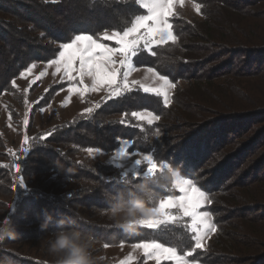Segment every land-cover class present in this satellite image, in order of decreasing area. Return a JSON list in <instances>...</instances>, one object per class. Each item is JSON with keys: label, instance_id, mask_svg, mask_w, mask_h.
<instances>
[{"label": "trees", "instance_id": "trees-1", "mask_svg": "<svg viewBox=\"0 0 264 264\" xmlns=\"http://www.w3.org/2000/svg\"><path fill=\"white\" fill-rule=\"evenodd\" d=\"M190 1L199 5L200 18L173 17L174 44L154 47L155 54L142 49L133 57L136 68L152 67L177 87L169 106L136 86L119 96L107 90L89 113L35 135L25 157L18 152L5 157L0 164V196L13 205L0 201V222L8 220L16 237L0 242V264H46L50 257L45 243L43 254L34 247L62 218L68 227L95 238V257L104 247L151 240L177 247L178 254L194 248L185 217L129 234L99 214L107 207L104 190L114 193L125 179L138 182L144 177L124 178L111 165L77 158L89 149L113 153L121 141L129 143L128 153L151 155L159 168L155 175L171 167L211 201L205 210L215 234L189 261L264 264V153L247 163L242 160L264 130L254 132L245 149L238 138L249 120L264 118V99L254 94L252 102L241 94L249 92L244 82L257 79L255 74L262 76L260 70L250 73L248 64L264 58V0ZM139 14L144 12L136 0H0V96L13 90L12 82L29 66L56 58L60 44L71 42L74 35L99 39L105 30L130 27ZM251 18L256 25L250 24ZM240 58L242 64L235 69ZM180 83L185 87H178ZM59 90L49 87L42 106L47 107ZM143 111L159 119L146 124L131 115ZM161 165L167 168L160 170ZM229 166L232 172L225 177L223 170ZM92 182L98 187L89 192ZM156 191L160 199L177 196L172 184ZM46 217L51 220L41 231Z\"/></svg>", "mask_w": 264, "mask_h": 264}, {"label": "snow or ice", "instance_id": "snow-or-ice-1", "mask_svg": "<svg viewBox=\"0 0 264 264\" xmlns=\"http://www.w3.org/2000/svg\"><path fill=\"white\" fill-rule=\"evenodd\" d=\"M58 2V0H52ZM95 2V0H93ZM138 6L145 10V14L135 16L131 26L125 30H105L99 39L92 34L82 33L74 35L71 42L60 44L58 58L50 61L49 66H55L56 72L63 71L64 77L68 80L79 78L81 84L84 78L91 79V91H99L101 88L110 90V95L119 96L123 91L130 90L128 77L135 70L133 57L138 52L146 49L155 54L154 47L165 45L168 42L175 43L176 36L173 33V24L169 18L173 16L174 0H136ZM199 12V5H196ZM104 41H113L114 46H109ZM27 71L30 73L32 68ZM151 77L159 84L154 88H148L141 85L145 92H154L157 96H162L165 106L168 105V90L174 87V84L164 75L158 73L152 67L147 68ZM21 77L25 75L20 73ZM44 73H41L43 76ZM55 75V73H54ZM119 78V79H118ZM137 82L132 81L135 85ZM69 91H72L70 88ZM83 91H89L85 88ZM90 112L91 109H88ZM131 115L136 119H141L142 115L138 112H132ZM151 123L158 120V115L148 114ZM91 152V149H89ZM121 157L141 155L142 158L134 160V167L147 165V171L138 173L133 171V176L142 175L147 177L155 174L158 165L149 155L139 153H126L123 149L119 153ZM161 170L167 168V165L159 166ZM124 178L128 177V172L122 173ZM125 181H128L125 179ZM173 187L182 194L179 197L167 196L159 200L156 206V217L150 221L142 222L143 227L156 229L160 225L170 224L179 221L183 217L190 218L188 227L193 233L191 239L194 241V248L190 251H184L178 254L177 247L166 246L163 243L151 240L133 245L134 249H140L147 260H154L155 264H161V261H170L173 264H193L189 257L193 256L196 249L203 248V242L209 233L215 232L216 227L212 223V217L208 210L200 211L203 205L211 203L206 193L194 185L190 179L179 178L173 183ZM171 209H177L173 214ZM130 256L122 264H130Z\"/></svg>", "mask_w": 264, "mask_h": 264}, {"label": "rangeland", "instance_id": "rangeland-1", "mask_svg": "<svg viewBox=\"0 0 264 264\" xmlns=\"http://www.w3.org/2000/svg\"><path fill=\"white\" fill-rule=\"evenodd\" d=\"M196 5L197 4L191 2L190 0H174L173 16L169 18V21L175 16L182 17L187 20L199 19L200 14L199 12H197ZM140 8L145 14V10L142 7ZM262 17H264V13L260 15V18ZM249 22L250 24L256 25L255 21H252V18ZM250 36L252 38V33ZM104 42L107 43L109 46H114L113 41ZM144 50L147 53H150L148 50ZM56 58H58V55ZM240 63L241 58L235 61V65L233 67H235L236 69L240 65ZM49 65L50 62L44 64H33L29 66L32 68V71L29 73L27 71V69L29 68L28 67L24 71L25 75L23 77L19 75L18 78H16L12 82L11 85L13 90L11 92H6L2 96H0V164L6 161L5 157L7 155H12L16 152L21 153L22 157H25L31 139L35 135L39 133H45L46 131L56 127L60 122L64 120H71L75 116L89 113L88 109L93 110L97 100L102 98L104 93L107 91L106 88H101L99 91H91L90 89L92 86V82L90 78L85 77L83 84H81L79 78L75 80H68L66 77H64L62 69L60 72H56L55 66ZM248 66H250V73L254 74L256 71L260 70L262 76L258 78V74H255V77L257 79L252 80V78H250L246 82H244V87L249 92H246V94H241H243L244 96L247 95L248 99L252 102L254 101L252 99V96L254 94L256 95L257 99H264V58L262 60H256L253 64L251 62L248 64ZM42 72L44 73L43 76H41ZM132 81H136L137 83L133 85ZM128 83L129 86L132 85L138 87L140 91L146 95L159 97L162 101L163 106H165L162 96H157L154 92H145L143 87H141V85H143L148 88H154L159 84V82L155 81L147 72V68L135 67V70L132 71L128 77ZM51 86H58L61 90H59L55 94V96L47 107H43L42 96L47 92L48 88ZM180 86L185 87L181 83L178 87ZM70 88L72 89V91H69ZM85 88L89 89V91H83V89ZM175 88L177 87L174 86L173 88L168 90L170 102L167 106L171 104V96ZM139 113L142 115V118L137 119L138 121L144 122L146 124H152L155 121L153 120L151 123L148 122V120L150 119L148 115L149 112L143 111ZM262 120L263 121L249 120L250 122H248V127L244 129V131L242 132L243 134H240L238 136V138L241 140L240 143H242L241 146L243 149H245L247 145H250L254 140L256 136V133L254 132H257L258 130L259 132L261 130H264V118ZM242 125L243 123H240V126ZM234 141L238 140L234 139ZM128 148L129 143L126 141H121L118 149L113 153H103L97 150H91V152H89V150H85L79 154L77 159L79 161L92 160L100 164L111 165L115 169H117L121 174L127 171L128 176H133V171L138 173L146 172V164H142L140 167H134V160L142 158L141 155H136L132 157H129L127 155L121 157L119 155L122 149L126 153H128ZM240 148L238 150H240ZM263 153L264 136L263 138H261V140H259L258 145L253 150L252 146L249 151L247 150L246 155L242 160L244 163H247L248 161L254 159L256 156H261ZM158 169L159 168H157L156 170ZM232 169V166H229V169H224L223 175H226L225 177H228V173L232 172ZM263 173L264 168L260 174ZM133 177L143 176L139 175ZM259 177H261V175H259ZM180 178L185 179L181 176ZM172 188L177 193V196L175 197H179L180 195H182L178 191V189H175L173 187V184ZM0 201L8 203L10 204V206L13 205L10 200L2 196H0ZM207 205L208 203L206 202L200 209V211H204ZM171 211L178 212L177 209H171ZM185 218L189 220L190 224V218ZM214 234L215 232L209 233V235L205 238V241L203 242V248L200 250H203L207 247ZM44 243V240L39 241L35 245L34 249L41 248V254H43L44 251L42 248ZM95 249H98L97 245H95ZM130 256L132 257L130 264H155L154 260L146 261L145 257L143 256L142 250L134 249L133 245L104 247L99 257L104 258L102 261L103 264H122V262L126 261ZM161 264H173V262L161 261ZM193 264L198 263L193 262Z\"/></svg>", "mask_w": 264, "mask_h": 264}, {"label": "clouds", "instance_id": "clouds-1", "mask_svg": "<svg viewBox=\"0 0 264 264\" xmlns=\"http://www.w3.org/2000/svg\"><path fill=\"white\" fill-rule=\"evenodd\" d=\"M180 178L177 170L168 167L159 176L150 174L138 182L123 181V187L117 191L104 190L106 208L99 209V214L107 217L112 227L132 234L142 222L156 217V206L159 194L156 188H165ZM91 192L98 185L92 182ZM51 217H46L40 224L41 231H46ZM65 219L56 222V230L44 237L50 259L46 264H101L103 257L93 256L96 240L78 228L68 227ZM16 237L8 220L0 222V242Z\"/></svg>", "mask_w": 264, "mask_h": 264}]
</instances>
